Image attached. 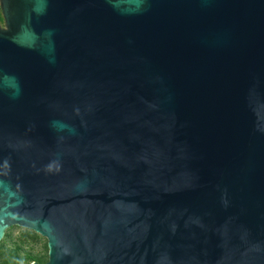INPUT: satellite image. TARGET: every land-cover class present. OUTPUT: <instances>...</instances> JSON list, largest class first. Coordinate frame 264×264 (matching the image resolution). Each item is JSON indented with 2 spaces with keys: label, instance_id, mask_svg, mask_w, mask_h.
Instances as JSON below:
<instances>
[{
  "label": "water",
  "instance_id": "95a60500",
  "mask_svg": "<svg viewBox=\"0 0 264 264\" xmlns=\"http://www.w3.org/2000/svg\"><path fill=\"white\" fill-rule=\"evenodd\" d=\"M0 240L32 264H264V0H0Z\"/></svg>",
  "mask_w": 264,
  "mask_h": 264
},
{
  "label": "rangeland",
  "instance_id": "374dc122",
  "mask_svg": "<svg viewBox=\"0 0 264 264\" xmlns=\"http://www.w3.org/2000/svg\"><path fill=\"white\" fill-rule=\"evenodd\" d=\"M0 24L4 19L0 8ZM48 239L39 232L20 225L8 229L6 240H0V264L44 263L49 257Z\"/></svg>",
  "mask_w": 264,
  "mask_h": 264
}]
</instances>
